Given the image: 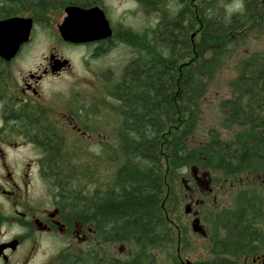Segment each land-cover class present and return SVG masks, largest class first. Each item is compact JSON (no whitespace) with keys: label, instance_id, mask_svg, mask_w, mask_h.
I'll use <instances>...</instances> for the list:
<instances>
[{"label":"trees","instance_id":"trees-1","mask_svg":"<svg viewBox=\"0 0 264 264\" xmlns=\"http://www.w3.org/2000/svg\"><path fill=\"white\" fill-rule=\"evenodd\" d=\"M149 3L160 13L157 23L127 32L134 57L101 88L108 99L99 105L109 125L101 130L111 128V139L102 138L98 159L107 160L110 171L98 178L95 165L75 163L68 145L44 132L50 142L45 172L67 195L70 214L84 219L103 244L101 258L92 248L85 261L69 256L67 264H183L174 243L187 228H176L168 209L182 172L191 166L214 173L222 186L234 188L264 165V47L242 50L251 31L264 28V0H198L197 16L190 0ZM232 3L239 7L229 10ZM230 59L236 68L230 96L218 104L214 126L199 136L204 95ZM101 130L88 129L102 136ZM230 201L221 211L210 208L221 231L212 236L214 256L201 264H242L241 236L250 227L242 203L253 207L254 190H237Z\"/></svg>","mask_w":264,"mask_h":264},{"label":"flooded vegetation","instance_id":"flooded-vegetation-1","mask_svg":"<svg viewBox=\"0 0 264 264\" xmlns=\"http://www.w3.org/2000/svg\"><path fill=\"white\" fill-rule=\"evenodd\" d=\"M126 1H130L132 6L124 15H141L142 25L135 26L123 19H115L116 14L108 0H0V22L12 18L31 19L30 29L19 24L0 23L1 46L8 40L19 39L22 31H28L25 38L21 37L11 58L0 54V264H67L65 259L69 256H82L85 261L92 248L98 252L99 258L102 256L101 238L84 219L70 214L67 195L59 190L44 170L48 156L46 148L50 143L44 132L52 131L50 139L56 133L68 145L72 132L81 140L87 136L88 129L101 130L104 124L108 125V121L103 120L99 105L102 102L101 88L105 81L119 75L108 67L106 70H111L107 72L110 74L108 79L97 76L101 82L100 90L96 91L100 94L99 99L91 93L76 95L78 90L71 88L69 78L71 60L54 45L38 47V38L41 34L51 36L53 29L59 31L73 7H97L108 22L96 28L99 29L97 38L73 43L64 40L59 32L61 41L87 49L86 55L93 59L107 57L122 45L133 48L126 41L127 32L151 29L160 13L151 11L149 0ZM190 1L192 16H197L198 0ZM151 13L158 14L152 24L149 21ZM73 29L88 28L81 26ZM39 52L42 53L38 55ZM134 52L133 48V55ZM91 101H97L98 106L92 108ZM200 176L198 170L195 175L197 181H203ZM249 183L254 185L244 189L254 190L255 201L251 208L248 202L242 203V217L245 223L248 218L250 227L246 229L244 226L239 257L242 264H264L262 161ZM230 186H233L232 182ZM214 192L215 188L208 185L200 190L201 195H196L195 200L191 196L197 207H193L189 214L193 219H200L201 231L196 232L193 227L191 230L193 236L206 240L203 249L212 256L215 247L212 236L220 234L213 233L221 231V228H216L212 219L206 222L199 207L205 202V194ZM113 247L116 253L126 252L123 246L120 250H117L118 245ZM42 252L47 259L40 263L38 255ZM207 259L187 263L188 260L180 258L183 264H201Z\"/></svg>","mask_w":264,"mask_h":264},{"label":"rangeland","instance_id":"rangeland-1","mask_svg":"<svg viewBox=\"0 0 264 264\" xmlns=\"http://www.w3.org/2000/svg\"><path fill=\"white\" fill-rule=\"evenodd\" d=\"M108 2L111 4L113 12L116 14L114 16L115 19H123L124 22L133 24L135 26L142 25L143 17L141 15H133L131 13H129V15H124V12L132 6L130 1L108 0ZM238 7L239 4L236 3L228 5L229 10H232L234 8L237 9ZM157 16L158 14L155 13L150 14V24L155 22L154 20H156L155 17ZM135 30L141 32V29ZM252 32L254 33L248 39L247 46L243 47L242 49L244 52L254 51L256 49L264 47V28L253 29L251 33ZM53 34L51 36H49V34L39 35L38 47H47L50 45H54L59 51L64 52V54L71 60L72 67L69 76L71 88L78 90L76 95L79 96L86 93L94 94L96 91H99L101 82L97 76L102 75L104 80L108 79V77L105 75L107 74V72L111 71L106 70L108 67L113 68L114 72L117 75H120L125 65L134 57L133 48L122 45L111 52V54L107 55V57H103L101 59H93L86 55L87 49L77 47L72 44H64L61 41V38L58 37V29H53ZM41 53L39 52L38 55H40ZM235 76L236 68L234 59L225 61L224 66H222L220 70L216 72L215 77L210 83L209 88L202 100L201 121L197 130V134L199 136L202 135L210 127L214 126L217 117L216 115L218 111V104L222 99L228 98L230 96V82ZM103 97H106V94H104ZM107 99L108 98L104 100L102 99V101L106 102ZM110 129L111 128L105 127L103 129L104 132L103 130H101L102 136L99 135L98 131H88L87 136L81 140L76 134L72 132L70 138L71 140L68 142V148H70L69 153H71V158L73 159V161H75V163H79V160H81V163H84L87 168L89 167L91 169L95 165L98 172H96L95 168L94 173L98 178L99 176H103L104 172L110 171L109 162L102 158L98 159L101 157L100 147L103 144L102 138L109 139V141L111 139V135H108V130ZM197 172L198 170L192 168L191 166L187 167V169L182 172V175L180 176V178H178L177 186L172 192L174 195V201L170 202L168 208L170 211V216L172 217V221L177 226L176 228H178L181 232H183L185 228H187V233L184 236H179V241H175L174 251L179 252L183 260H188L190 262H197L200 259L203 260L205 258H212L211 253L203 249V244H205L206 240H203L200 237H195V235L193 236V232L191 230L193 217L189 214L192 211L193 207H197L194 202V198H196V195H201L200 190L208 185H211L215 188L214 193L205 194V202L199 207L202 212L201 214H203V218L207 222L208 219H210V208L217 209L214 211H221L225 209L226 206H228L231 202L230 199L233 192L237 190L241 191L246 186L247 188H250V185L253 186V184L251 183L243 184L241 183V181L240 186L234 188H229L228 184L226 186H222V178L214 179V173H211V176L203 173L200 176L203 181H201L200 179L197 181V179L195 178ZM35 190L37 192L38 187L35 188ZM191 196H193L194 200L191 199ZM187 204H189L191 208V211L189 213H186ZM46 259V255L43 252L39 253L38 260L40 263ZM166 261L169 262L168 259H166ZM168 262H166V264H168Z\"/></svg>","mask_w":264,"mask_h":264},{"label":"water","instance_id":"water-1","mask_svg":"<svg viewBox=\"0 0 264 264\" xmlns=\"http://www.w3.org/2000/svg\"><path fill=\"white\" fill-rule=\"evenodd\" d=\"M100 8H91V9H82L73 7L69 10V15L66 17L64 22L61 24V29H59L61 37L69 42L79 43L88 40H92L99 36V27L102 23H108L104 17V14ZM31 19H22V18H12L8 20H4L0 23L7 25H15L19 24L26 29H30ZM22 23V24H21ZM87 27L88 29H73L74 27ZM108 30V34H109ZM28 31H22L19 39L17 40H8L6 44L3 46L0 45V54L6 58H11L17 48L19 42L22 40L21 37L25 38L27 36ZM195 171V170H194ZM196 172V171H195ZM191 211L190 205L186 206V213ZM192 227L194 231H201L200 219L198 217L194 218L192 221ZM187 263H191L187 261Z\"/></svg>","mask_w":264,"mask_h":264}]
</instances>
